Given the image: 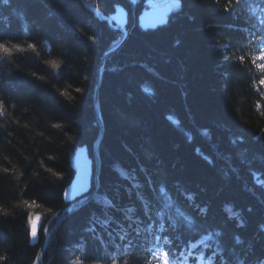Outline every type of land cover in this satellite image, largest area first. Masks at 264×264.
<instances>
[{"label":"trees","instance_id":"16d2710c","mask_svg":"<svg viewBox=\"0 0 264 264\" xmlns=\"http://www.w3.org/2000/svg\"><path fill=\"white\" fill-rule=\"evenodd\" d=\"M156 1H137L103 64L96 198L61 219L42 264H162L158 251L174 264L176 248L124 251L154 208L181 248L206 242L216 264L264 260V73L252 63L264 0H171L149 20ZM130 12L128 0L0 3V43L18 46L0 54V264H33L48 220L93 188L98 68ZM81 151L90 176L71 196Z\"/></svg>","mask_w":264,"mask_h":264},{"label":"snow or ice","instance_id":"6c2138e0","mask_svg":"<svg viewBox=\"0 0 264 264\" xmlns=\"http://www.w3.org/2000/svg\"><path fill=\"white\" fill-rule=\"evenodd\" d=\"M0 3H3V4H8L9 3V0H0ZM236 4L237 6H239L241 3H242V0H230V3L225 5V10H228L232 4ZM174 7H180V3H179V0H177L176 4L174 5ZM256 7H260L262 11H264V5H261L259 3L256 4ZM253 14L255 13L256 11V8L253 7L250 9ZM260 25L262 28H264V18H261L260 19ZM259 31V29H258ZM255 35V34H254ZM89 39H92V37H89ZM256 39L260 40V41H264V36H259V35H256ZM34 46L29 44L28 45V48H33ZM12 48H18L17 45H12ZM12 48H9L6 44L4 43H0V54H3L4 56H11L12 54ZM239 59L241 60V62L243 63L244 61V57L241 56L239 57ZM260 60V61H264V47L260 48L259 50V53L252 57V63L260 70V72L264 73V63H257V61ZM47 63L51 64L52 67H56V64L54 61H47ZM259 83L261 85H264V77H262L259 81ZM77 91H80V89H77ZM3 109H4V103L2 100H0V114H3ZM211 163V161H209ZM4 171H8L7 169H4ZM188 199H191V197H188ZM24 204L27 205L29 208H31L34 204H35V201H32L31 203L27 200L24 201ZM171 207V205H170ZM128 212H133L134 209L133 208H128L127 209ZM201 211H203V209H201ZM251 211V210H249ZM177 216L180 217L181 219H183L184 221H187L189 224H191V221L188 219L187 216L184 215V213L182 211H177ZM131 218V217H129ZM29 223L32 225V231H31V235L32 237L35 239L36 238V225H35V221L32 220V218L30 217L29 218ZM151 227V225H149V228ZM162 227V225H161ZM45 231H47L45 229ZM261 231H264V225H261ZM126 235L127 233H125L124 235H121L119 238L121 241L125 240L126 238ZM155 239H159V237H155ZM165 243H168L167 240L164 241ZM241 241L239 238L236 239V243L239 244ZM131 243V242H129ZM193 247H195V245H193ZM205 247H208V245H205ZM189 255H191V253H189ZM152 256L154 259L158 260V261H161L162 264H170V261H169V253L167 252H164V251H158V252H153L152 253ZM5 259V257L3 256H0V260H3ZM35 264V262H34ZM113 264H116V260L113 259ZM238 264H244V261H239ZM258 264H264V260H260L258 262Z\"/></svg>","mask_w":264,"mask_h":264},{"label":"water","instance_id":"95a60500","mask_svg":"<svg viewBox=\"0 0 264 264\" xmlns=\"http://www.w3.org/2000/svg\"><path fill=\"white\" fill-rule=\"evenodd\" d=\"M132 23H133V17H131V24ZM129 31H130V28L125 33V36H127V34L129 33ZM120 45L121 44H119L118 46H116L114 49H112V50L107 51L106 53H104V55L102 57V60H101V64H100V66L98 68L97 83H96L95 90H94V95H93V98H94V110H95L96 118H97L98 125H99V133H98L97 139L94 141L93 148H92L93 158H94V162H95V177L98 174V169H99V163H98V146H99V142H100V139H101L102 133H103V125H102V123L100 121L99 106H98L99 82H100V77H101V73H102V67H103V64H104L105 60L112 53H114L120 47ZM96 187H97V182H95L94 189L90 192V194L86 198H84L82 200H79V201H77L75 203L68 204V205L64 206L61 210H59L56 213V215L54 217L55 218V226L50 231V233H48V235L46 236V238L43 240V242L41 244V247H40V250H39V252H38V254L36 256L35 264H42V255H43L44 249L48 245L49 241L52 239V237L54 235V232H55V230L58 227V224H60V222H61V219L64 218L63 215L65 213L70 214L74 210H76L79 207H81L84 203H86L91 198V196L93 195L94 190L96 189Z\"/></svg>","mask_w":264,"mask_h":264},{"label":"rangeland","instance_id":"374dc122","mask_svg":"<svg viewBox=\"0 0 264 264\" xmlns=\"http://www.w3.org/2000/svg\"><path fill=\"white\" fill-rule=\"evenodd\" d=\"M153 8V12H152V17H150L149 20H154L153 21H156L158 19H162L165 17V14L169 11V9H161V10H157L156 8L152 7ZM151 11V10H150ZM83 153L82 157L80 160H78L77 162V177H78V180H79V184H78V189L80 187L83 186V184L86 182V180L89 178L90 176V165H89V162L88 160L85 158L84 156V152L81 151ZM76 190V188L74 189ZM96 197H94L93 199H95ZM98 202H101L100 199H97Z\"/></svg>","mask_w":264,"mask_h":264}]
</instances>
